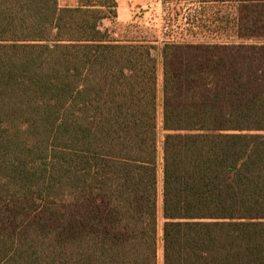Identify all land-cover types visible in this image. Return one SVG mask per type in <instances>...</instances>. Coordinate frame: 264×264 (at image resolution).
Instances as JSON below:
<instances>
[{"label":"trees","instance_id":"1","mask_svg":"<svg viewBox=\"0 0 264 264\" xmlns=\"http://www.w3.org/2000/svg\"><path fill=\"white\" fill-rule=\"evenodd\" d=\"M164 2L159 96L116 0H0V264H264V0Z\"/></svg>","mask_w":264,"mask_h":264},{"label":"rangeland","instance_id":"2","mask_svg":"<svg viewBox=\"0 0 264 264\" xmlns=\"http://www.w3.org/2000/svg\"><path fill=\"white\" fill-rule=\"evenodd\" d=\"M118 2V18L112 25L110 21L105 23L116 31L117 36L127 38H140L145 35L146 38H157L160 47L156 51L158 59V88L159 96H162L163 84V61L160 52L163 41H185V40H211V35L201 36L197 39L190 38L183 31L188 27L187 17L190 9L196 7L198 3L190 4L184 2L165 3L164 0H116ZM79 0H60L61 6H74ZM192 11V10H191ZM211 11V10H210ZM209 11V12H210ZM208 12V14H209ZM143 37V36H142ZM161 98V97H160ZM162 115L160 109V127ZM161 137L164 133L160 132ZM160 168V192L162 191V173ZM162 201L160 194V214L159 227L160 235L162 234L163 214Z\"/></svg>","mask_w":264,"mask_h":264},{"label":"crops","instance_id":"3","mask_svg":"<svg viewBox=\"0 0 264 264\" xmlns=\"http://www.w3.org/2000/svg\"><path fill=\"white\" fill-rule=\"evenodd\" d=\"M119 8L121 7V6H118Z\"/></svg>","mask_w":264,"mask_h":264}]
</instances>
